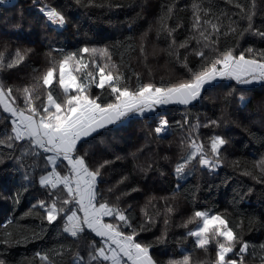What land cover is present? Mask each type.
<instances>
[{
  "label": "trees",
  "instance_id": "16d2710c",
  "mask_svg": "<svg viewBox=\"0 0 264 264\" xmlns=\"http://www.w3.org/2000/svg\"><path fill=\"white\" fill-rule=\"evenodd\" d=\"M194 3L211 7L216 15L226 13L224 24L231 17L238 21V32L247 22L242 19L245 13L235 5L239 3L252 10L250 0L5 1L0 4V54L5 57V64L17 50L25 59L16 67L0 70V82L5 88L13 89L20 107H24L22 89L31 86L34 97L39 96L35 101L39 108L46 101L49 89L35 78L43 77L53 66L51 60L58 67L64 53L78 52L84 47L108 49L110 61L79 54L85 62L91 59L113 66L114 74L124 77L121 86L135 89L138 84L160 86L187 81L191 78L189 69L200 70L202 58L193 51L200 45L195 40L190 41L188 48L169 45L172 37L178 46L193 34ZM45 5L64 13L65 27L54 28L48 23L41 12ZM169 5L174 10L166 23L176 28L172 37L160 29L159 23ZM254 12L253 28L264 31V0H255ZM141 45L146 59L139 51ZM219 47L221 50L230 47L237 55L243 51L249 56V48L264 49V38L254 31L244 32L242 36L221 37ZM205 52L208 54L207 49ZM51 90L62 97L57 83ZM89 95H99L105 102L113 99L107 87L101 91L93 86ZM162 119L168 121L169 132L159 136L154 126ZM211 121L217 124L211 125ZM11 127L9 114L0 107V139L12 134ZM190 134L204 143L206 151L212 136L220 135L228 143L220 150L222 163L216 169L193 161L178 178L174 168L188 151L182 141ZM77 148L92 170L104 165L100 169L98 192L110 205L129 216L132 228L123 230L134 229L139 233L137 241L150 246L155 264H171L185 255L192 257V264L203 261L211 264L216 256V244L210 243L205 252L187 235L198 223L188 221L196 211L204 210L226 219L238 241L249 244L244 254L245 264H264L261 259L264 252L259 247L264 244V173L257 167V162L264 159V83L244 86L234 80H222L206 88L200 99L190 105L172 104L150 115L131 117L86 138ZM38 151L40 155H33L27 141H16L11 148L0 145V240L6 238L4 233H12L9 243H0V260L4 264H43L36 254L51 255L52 250L63 244L64 255L54 257L57 264H76L75 253L87 259L88 245L92 241L99 244L100 238L89 230L78 239L72 238L62 231L61 219L49 224L43 218L44 211L38 205L33 208L38 200L53 198L39 184L40 176L50 171V166L46 167L47 154ZM58 171L62 175L67 173L65 162L60 163ZM56 194L67 198L62 189L53 190V195ZM106 220L114 222L111 218ZM240 247L237 242V252Z\"/></svg>",
  "mask_w": 264,
  "mask_h": 264
},
{
  "label": "snow or ice",
  "instance_id": "6c2138e0",
  "mask_svg": "<svg viewBox=\"0 0 264 264\" xmlns=\"http://www.w3.org/2000/svg\"><path fill=\"white\" fill-rule=\"evenodd\" d=\"M4 2L5 0H0V4ZM250 4L252 10H246L239 3L235 5L245 13L242 19L247 22L246 27L238 32V21L228 17V24H224L226 13L216 15L212 13L211 7L194 3L191 28L193 34L178 46L175 38L172 37L176 28L166 23L172 18L174 8L172 5L167 6L164 14L159 18V23L160 29L172 37L170 48H188L191 40H195L196 44L200 45L199 49H193L195 55L202 58L200 70L192 72L189 69L191 78L184 82L174 85L161 83L160 86L152 83L138 84L135 89L121 86L120 82L124 77L119 73L114 74L111 70L113 66L107 62L101 65L91 59L85 62L84 57L79 54L86 53L90 57L99 56L107 61L111 60L107 48L95 47H84L78 52L64 53L58 62V67L54 59L50 61L53 66L43 77L35 78L41 86L49 89L46 101L39 108L35 103L39 96L34 97V89L31 86L22 89L24 107H20L17 98L13 95V89L5 88L0 82V107L3 112L9 114L12 126V134L0 139V145L6 144L11 148L16 141H27L33 155H40L38 150L47 154L44 159L46 167L50 166V171L40 176L39 184L48 189V195L53 198L49 201L38 200L33 208L38 205L44 211L43 218L49 224L61 219L62 231L72 238L78 239L86 230L100 238L99 244L92 241L88 245L87 259L79 252L75 253L74 259L79 261V264H155V261L150 254V246L137 241L138 232L134 229L131 232L123 230L132 228L131 220L125 211L110 205L98 192V178L101 177L100 169L104 165L92 170L86 163L85 157L78 154L77 146L86 138L99 133L101 129L116 124L126 117L144 116L146 112H152L157 106L162 105H190L200 99L206 85H212L218 80H234L240 85L264 82V49L249 48L247 52L250 55L246 56L243 51L237 55L233 48L225 47L221 50L219 47L221 37L242 36L244 32L254 31L264 38V31L253 28L255 0H250ZM41 12L49 23L57 27H64L67 24L66 16L56 7L45 5ZM205 49L208 50V54ZM139 51L146 59L147 54L143 45ZM24 59L25 55L17 50L14 57L5 64V57L0 54V70L4 67L9 69L16 67ZM114 67L118 68L119 65ZM54 83L58 84L62 97L53 94L51 89ZM93 86L101 91L107 87L113 99L105 102L99 95L95 97L89 95ZM240 99L243 101L244 97L241 96ZM210 124L216 125L217 121H211ZM167 126L168 121L162 119L155 132L162 133ZM195 127L198 128L199 125ZM226 143L228 141L222 136H212L209 138V148L206 151L204 143L190 134L186 141H182L188 151L175 165V174L178 178L182 177L193 161L201 166L216 168L222 163L220 150ZM62 162H66L67 166V173L63 175L58 171ZM106 163L108 162L105 161ZM257 167L264 173V159L257 162ZM57 189L66 191L67 198H62L59 194L53 195V190ZM168 211H172L171 207ZM145 217L150 221L151 218L147 213ZM106 218H111L114 222H108ZM196 221L199 223L193 230H189L187 235L195 238L196 247L205 252L210 243L216 244V256L211 264H245L244 254L248 252L249 244L242 240L238 241L226 219L220 215L209 214L207 211H196L188 223ZM10 224H12L11 220L8 221V225ZM184 227H187V223ZM4 236L6 238L0 240V243H9L12 233L6 232ZM237 242L241 244L238 252ZM259 247L264 252V244ZM64 250L65 246L62 244L59 249L52 250L51 255L49 253L36 255L43 264H57L54 257H62ZM230 254H234L237 258H233ZM261 259H264V256H261ZM0 264H4V261L0 260ZM171 264H192V257L185 255L182 260L173 261ZM200 264L207 262L203 261Z\"/></svg>",
  "mask_w": 264,
  "mask_h": 264
},
{
  "label": "crops",
  "instance_id": "0c3cea01",
  "mask_svg": "<svg viewBox=\"0 0 264 264\" xmlns=\"http://www.w3.org/2000/svg\"><path fill=\"white\" fill-rule=\"evenodd\" d=\"M222 80H218V81H216V82H214L212 85H206L205 86V89L206 88H209V87H211V86H213V85H215V84H217V83H219V82H221ZM204 92V91H203ZM202 92V93H203ZM202 95V94H201ZM168 105H172V104H168ZM178 105H180V104H178ZM165 106H167V105H162V106H157L156 108H155V110L154 111H152V112H146L145 114H144V116L145 115H150V114H153V113H156L157 112V110H159V109H161V108H164ZM131 117H142V116H139V115H132V116H129V117H126L124 120H122V121H120V122H118V123H116V124H113V125H119V124H122V123H125L128 119H130ZM109 126H112V125H109ZM108 126V127H109ZM102 130V129H101ZM100 130V131H101ZM66 163V162H65Z\"/></svg>",
  "mask_w": 264,
  "mask_h": 264
},
{
  "label": "built area",
  "instance_id": "2783aa9c",
  "mask_svg": "<svg viewBox=\"0 0 264 264\" xmlns=\"http://www.w3.org/2000/svg\"><path fill=\"white\" fill-rule=\"evenodd\" d=\"M5 1H9V2L11 1V2H12V1H14V0H5ZM48 23H49V22H48ZM49 24L52 25L54 28H60V27H57V26H55V25H53V24H51V23H49ZM65 26H66V25H65ZM65 26H64V27H65ZM159 124H160V123H159ZM159 124H156V125L154 126V131H155V128H156ZM168 132H169V126L166 127V129H165L164 132L159 133L158 135H159V136H163V135L167 134Z\"/></svg>",
  "mask_w": 264,
  "mask_h": 264
},
{
  "label": "rangeland",
  "instance_id": "374dc122",
  "mask_svg": "<svg viewBox=\"0 0 264 264\" xmlns=\"http://www.w3.org/2000/svg\"><path fill=\"white\" fill-rule=\"evenodd\" d=\"M264 82H254V83H252V84H249V85H244V86H253V85H259V84H263ZM178 105V104H177ZM181 105V104H180ZM168 106V105H167ZM217 168V167H216ZM216 168H213V169H216ZM204 211H207V210H204ZM207 212H209V211H207ZM209 214H212V213H210L209 212ZM216 215V214H215ZM199 223V222H198ZM197 226V225H196ZM195 239V238H194ZM86 259V258H85ZM75 263L76 264H79V261H76L75 260Z\"/></svg>",
  "mask_w": 264,
  "mask_h": 264
},
{
  "label": "bare ground",
  "instance_id": "6f19581e",
  "mask_svg": "<svg viewBox=\"0 0 264 264\" xmlns=\"http://www.w3.org/2000/svg\"><path fill=\"white\" fill-rule=\"evenodd\" d=\"M42 1V0H41ZM41 3V2H40ZM43 3V2H42ZM143 5H145V4H143ZM160 121V120H159Z\"/></svg>",
  "mask_w": 264,
  "mask_h": 264
}]
</instances>
